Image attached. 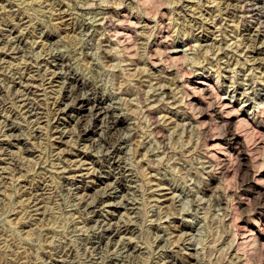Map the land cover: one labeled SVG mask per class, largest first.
Returning <instances> with one entry per match:
<instances>
[{
  "label": "rangeland",
  "instance_id": "374dc122",
  "mask_svg": "<svg viewBox=\"0 0 264 264\" xmlns=\"http://www.w3.org/2000/svg\"><path fill=\"white\" fill-rule=\"evenodd\" d=\"M0 264H264V0H0Z\"/></svg>",
  "mask_w": 264,
  "mask_h": 264
},
{
  "label": "bare ground",
  "instance_id": "6f19581e",
  "mask_svg": "<svg viewBox=\"0 0 264 264\" xmlns=\"http://www.w3.org/2000/svg\"><path fill=\"white\" fill-rule=\"evenodd\" d=\"M147 1V0H146ZM149 3V2H148ZM157 4H158V2H157ZM159 7V6H158ZM255 8V7H254ZM249 15V14H248ZM68 19V18H67ZM129 21V20H128ZM110 23H112L111 21H110V19H105L104 20V22L102 21V24H105L104 26H106V27H108V28H110L111 27V25H110ZM101 24V25H102ZM132 25V24H131ZM136 25V24H135ZM117 30V29H116ZM115 30V31H116ZM118 30H119V28H118ZM123 31V30H122ZM127 32V31H126ZM117 33V32H116ZM120 33V32H119ZM121 34V33H120ZM123 34V33H122ZM121 34V35H122ZM117 36L119 35V34H116ZM120 35V36H121ZM160 36V35H159ZM121 37H123V36H121ZM120 38V37H119ZM254 39V38H253ZM136 41V40H135ZM127 43V42H126ZM157 44V43H156ZM127 46H129V45H127ZM126 46V47H127ZM14 47V46H13ZM125 48V47H124ZM132 47H130V49H131ZM158 48V47H157ZM130 49H128V51L130 50ZM133 49V48H132ZM124 50H126V48L124 49ZM159 50H160V48H158V52H159ZM132 50H130L129 52H131ZM127 52V51H126ZM150 53H151V51H150ZM129 54V53H128ZM131 54V53H130ZM152 54V53H151ZM86 55V54H85ZM173 58V57H172ZM179 59V57H175L174 58V60L175 61H177ZM169 61V60H168ZM155 62V61H154ZM176 63V62H175ZM132 64V63H131ZM66 65V64H65ZM60 66V65H59ZM62 66V65H61ZM68 66V65H67ZM67 72V71H66ZM134 72V71H133ZM30 76V75H29ZM71 78V77H70ZM34 79V78H33ZM26 80V79H25ZM29 80H30V78H29ZM53 81V80H52ZM30 82V81H29ZM28 82V83H29ZM22 83H23V81H22ZM40 83V82H39ZM17 84H19V83H17ZM21 84V83H20ZM19 84V85H20ZM31 85H32V83H30ZM72 84V83H71ZM248 84V83H247ZM29 85V84H28ZM23 86H26L25 84L23 85ZM22 86V87H23ZM36 86V85H35ZM39 86V85H38ZM28 87V86H27ZM82 87V86H81ZM193 87V86H192ZM23 88H26V87H23ZM20 89H22V88H20ZM27 89V88H26ZM30 89V88H29ZM25 90V89H24ZM25 91H27V90H25ZM72 91V90H71ZM87 91V90H86ZM171 91V90H170ZM28 92V91H27ZM31 92V91H30ZM34 92V91H33ZM78 92H80L79 90H78ZM77 93V92H76ZM85 93V92H84ZM71 94V93H70ZM73 94V93H72ZM71 94V95H72ZM84 95V94H83ZM176 95V94H175ZM70 96V95H69ZM69 96H67V95H65L64 97H63V99L62 100H60V99H58V100H60V102L58 103V107H59V110H61V111H66V110H69V108L71 109V103H70V97ZM171 96V95H170ZM26 97H27V95H26ZM31 97V96H30ZM72 97V96H71ZM188 98V97H187ZM28 99V98H27ZM74 99H75V97H74ZM76 101L75 102H77L76 103V106H75V108L77 107V109H80V108H84V107H86V104H87V102L90 100V99H88L87 97L85 98V97H81L80 96V94H78V96H77V98L75 99ZM57 101V100H56ZM62 101H63V106H62ZM143 101V100H142ZM34 102V101H33ZM220 102V101H219ZM31 103V102H30ZM56 103V102H55ZM191 103V102H190ZM32 104V103H31ZM57 104V103H56ZM145 104V103H144ZM18 105V104H17ZM22 105V104H21ZM36 106L37 104H33V106ZM95 105V104H94ZM32 106V107H33ZM34 106V107H35ZM55 106V105H54ZM62 106V107H61ZM79 106V107H78ZM30 107H31V105H30ZM30 107H27V108H30ZM40 107V106H39ZM38 107V108H39ZM52 107H53V105H52ZM93 107V109H97V108H100V109H104V108H101V105L100 104H97L96 106H92ZM112 107V106H111ZM218 107H220V108H217L216 110H217V112L218 113H220V114H230L231 112H232V109H234V106L233 105H229V104H222L221 106H218ZM26 108V109H27ZM72 108H74L73 106H72ZM149 108V107H148ZM37 109V108H36ZM25 110V109H24ZM31 110V109H30ZM39 110V109H38ZM55 110V109H54ZM58 110V109H57ZM56 110V111H57ZM82 110V109H81ZM92 110V109H91ZM91 110H90V112H91ZM146 110V109H145ZM60 111V112H61ZM79 111V110H78ZM77 111V112H78ZM23 112V111H22ZM113 112V111H112ZM57 113V112H56ZM25 114V113H24ZM30 114H32V113H30ZM113 114V113H112ZM145 114H147V112L145 113ZM232 114V113H231ZM57 115H58V113H57ZM60 115V114H59ZM221 115V116H222ZM26 116H27V114H26ZM150 117L151 116H153V115H149ZM223 116H225V115H223ZM30 118V117H29ZM85 118V117H84ZM92 118V117H91ZM91 118H90V120H91ZM154 118V117H153ZM226 118H227V115H226ZM225 118V119H226ZM78 119V118H77ZM76 119V120H77ZM90 120H87V121H90ZM92 120H93V118H92ZM154 120V119H153ZM32 121V120H31ZM86 121V122H87ZM155 121V120H154ZM243 121V120H242ZM86 122H84L85 124H83V125H86V126H88L87 125V123ZM110 122V121H109ZM232 122V121H231ZM239 122H241L240 120H239ZM229 123V122H228ZM244 123V122H243ZM234 124V123H233ZM246 124V123H245ZM111 125V124H110ZM154 125H155V123H154ZM156 125H158L157 123H156ZM248 124H246V126H247ZM85 126V127H86ZM106 126V125H105ZM250 126V125H249ZM240 127V126H239ZM231 128V127H230ZM230 128H229V130H230ZM152 129V128H151ZM38 131V130H37ZM156 131H157V129H156ZM159 131H160V129H159ZM232 131V130H231ZM80 132H82V136L83 135H85L86 134V132H87V128L86 129H82ZM120 132V131H119ZM230 132V131H229ZM65 133V132H64ZM109 133V132H108ZM79 134V133H78ZM81 134V133H80ZM165 134V133H164ZM61 135V134H60ZM230 135H231V133H230ZM233 135V134H232ZM239 136H240V134H238ZM62 136V135H61ZM112 137V136H111ZM117 137V136H116ZM81 138V137H80ZM86 138V137H85ZM119 138V137H118ZM249 138V137H248ZM105 139V138H104ZM121 139V138H120ZM62 142V141H61ZM114 142V141H113ZM242 142V141H241ZM64 143V142H63ZM161 144H163V143H161ZM236 144V143H235ZM239 144V143H238ZM245 144V143H244ZM116 145V144H115ZM245 146V145H244ZM242 148V147H241ZM257 148H259V147H257ZM246 149V148H245ZM262 149V148H261ZM226 150H228V149H226ZM255 150V149H254ZM237 153L238 154H240L241 156H243L244 154H242V150H240V151H237ZM245 153H246V150H245ZM256 153V152H255ZM83 155V154H82ZM211 155V154H210ZM115 156V155H114ZM233 156V155H232ZM82 157V156H81ZM109 157V156H108ZM238 157V156H237ZM79 160V159H78ZM118 160V159H117ZM6 161V160H5ZM235 161V160H234ZM82 163V162H81ZM227 163V162H226ZM83 164H84V162H83ZM261 165V164H260ZM80 166V165H79ZM223 166V165H222ZM77 167V166H76ZM93 167V166H92ZM76 169V168H75ZM83 169H84V167H83ZM95 169V168H94ZM14 170V169H13ZM97 170V169H96ZM95 171V170H94ZM92 172V171H91ZM96 172V171H95ZM136 172V171H135ZM83 173V172H82ZM76 174V173H75ZM97 174V173H96ZM72 175V174H71ZM78 175V174H77ZM129 175V174H128ZM132 174H130V176H131ZM87 176V175H86ZM88 176H90V175H88ZM80 180V179H79ZM128 181V180H127ZM131 181V180H130ZM251 182H252V180H251ZM110 185V184H109ZM112 186H113V184H111ZM135 186V185H134ZM108 187V186H107ZM116 188V187H115ZM130 188V187H129ZM137 188V187H136ZM255 188H257V187H255ZM111 189V188H110ZM110 191V190H109ZM120 191V190H119ZM99 192V191H98ZM105 192H107V191H105ZM104 192V193H105ZM134 192H135V190H134ZM34 193V192H33ZM108 193V192H107ZM107 193H106V195H107ZM110 193V192H109ZM37 194V193H36ZM109 195V194H108ZM126 195V194H125ZM41 196V195H40ZM87 196V195H86ZM96 196V195H95ZM98 196V195H97ZM99 196H100V194H99ZM111 196V195H110ZM32 197V196H31ZM124 197V196H123ZM123 197H122V199H123ZM130 198V197H129ZM33 199V198H32ZM39 199V198H38ZM42 199V198H41ZM84 198H82V200H83ZM86 199V198H85ZM84 199V200H85ZM102 200V199H101ZM106 200V199H105ZM124 200V199H123ZM34 201H36V200H34ZM49 201V200H48ZM31 202V201H30ZM82 202V201H81ZM97 202V201H96ZM107 202V201H106ZM124 202V201H123ZM129 202H131V201H129ZM92 203V202H91ZM24 204V203H23ZM94 204V203H93ZM107 204H108V202H107ZM125 204V203H124ZM53 205V204H52ZM34 206V205H33ZM102 206V205H101ZM104 206V205H103ZM121 206V205H120ZM127 206V205H126ZM42 207V206H41ZM133 207V206H132ZM131 207V208H132ZM134 207H136V206H134ZM133 207V208H134ZM32 208V207H31ZM44 208H46V207H44ZM104 208V207H103ZM37 209V208H36ZM25 210V209H24ZM38 211V210H37ZM95 211V210H94ZM30 213V212H29ZM44 214H45V211L43 212ZM126 214V213H125ZM39 215V214H38ZM90 215H91V212H90ZM34 218V217H33ZM40 220V219H39ZM42 221V220H41ZM32 222V221H31ZM118 223V222H117ZM110 224V223H109ZM117 225V224H116ZM126 228V227H125ZM124 228V229H125ZM118 229V228H117ZM128 229V228H127ZM120 230V229H119ZM120 232V231H119ZM181 238V237H180ZM127 242V241H126ZM241 244V243H240ZM128 245V244H127ZM123 246V245H122ZM125 246V245H124ZM133 247V246H132ZM123 248V247H122ZM121 248V249H122ZM59 257V256H58ZM59 260V259H58Z\"/></svg>",
  "mask_w": 264,
  "mask_h": 264
}]
</instances>
